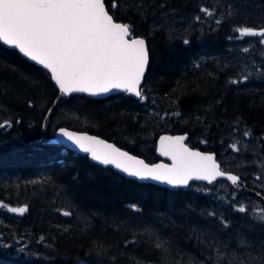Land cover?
<instances>
[{"label":"trees","instance_id":"1","mask_svg":"<svg viewBox=\"0 0 264 264\" xmlns=\"http://www.w3.org/2000/svg\"><path fill=\"white\" fill-rule=\"evenodd\" d=\"M105 4L150 49L143 100L61 95L46 70L0 42V123L10 122L0 127V264H264V221L254 211L259 202L264 212V201L253 180L264 177V44L235 31L264 27V0ZM246 74L245 82H230ZM60 127L97 135L147 163L159 160L160 135L186 134L187 145L214 153L221 170L246 163L248 174H237L238 187L139 182L48 144ZM233 144L244 152H232ZM22 206L23 214L10 211ZM217 241L227 245L219 261L220 245L209 247Z\"/></svg>","mask_w":264,"mask_h":264},{"label":"snow or ice","instance_id":"2","mask_svg":"<svg viewBox=\"0 0 264 264\" xmlns=\"http://www.w3.org/2000/svg\"><path fill=\"white\" fill-rule=\"evenodd\" d=\"M110 7L115 9L118 5L113 2ZM200 11L211 16L214 10L201 7ZM196 20L199 21L200 17L197 16ZM220 22L216 21L217 24ZM133 31L129 23L114 19L106 9L105 0H0V41L14 46L24 57L49 70L50 79L65 96L75 93L97 96L119 89L143 100L141 83L150 62V49L146 40L134 36ZM235 31L240 37H261L260 43L264 44V27L241 24ZM254 71L260 72L261 69ZM248 78L246 74L230 82L243 83ZM29 106H32L31 101ZM52 111L48 109V112ZM6 126H10L9 121L0 123V127ZM59 132L79 150L90 153L94 161L114 165L141 180L151 179L172 186H187L194 179L211 183L225 176L232 185H237L240 180L238 175L222 171L213 155L190 149L183 135L162 136L159 151L171 159V164L150 165L95 136L64 128ZM230 147L237 149L236 144ZM131 207L139 211L136 205ZM27 210L26 206L10 208L11 212L20 214ZM237 210L245 212L243 206ZM63 215L69 216L71 212L63 211ZM260 219L264 221V215ZM222 223L227 227L226 221ZM145 231L151 233L152 229L145 228ZM217 245L222 249L216 254L219 261L227 245L217 241L209 247ZM156 247L163 248V242L158 241Z\"/></svg>","mask_w":264,"mask_h":264},{"label":"water","instance_id":"3","mask_svg":"<svg viewBox=\"0 0 264 264\" xmlns=\"http://www.w3.org/2000/svg\"><path fill=\"white\" fill-rule=\"evenodd\" d=\"M0 42L3 44L2 41H0ZM3 45H4V44H3ZM4 46H6V47H8V48H11V49H14V50H16V51L18 52V49H15L14 46H7V45H4ZM18 53H19V52H18ZM19 54H20V53H19ZM20 55L23 56L22 54H20ZM23 57H24V56H23ZM24 58H26V57H24ZM26 59L29 60L30 62H32V63H34V64L37 65V63L31 61L30 58H26ZM37 66H39V65H37ZM39 67H41V68L43 69V66H39ZM146 69H147V68H146ZM44 70H45V69H44ZM46 71H47V72L49 73V75H50L49 70H46ZM52 82L55 84L54 81H52ZM142 83H143V80H142ZM142 83H141V86H142ZM56 88H57V90H58V86H57V85H56ZM59 93H60V92H59ZM119 93H124V91H123V90H119V89H114V90H112V91L109 92V93L99 94V95H97V96H92V95L87 94V93H75V94H68V95H76V94H77V95L90 96V97H92V98H104V97H107V96H110V95H116V94H119ZM125 93H126V92H125ZM60 94H61V95H64V94H62V93H60ZM127 94H129L130 96L134 97L135 99H139V98L136 97L134 94H131V93H127ZM68 95H67V96H68ZM60 128H64V129H66V130H68V131H73V132H76V133H78V134H87V135H90V136H95V137H97V138H99V139L104 140V141L107 142V143H112V142L107 141V140H105V139H103V138H101V137H99V136H97V135H94V134H90V133L83 132V131H76V130L68 129V128H65V127H60ZM60 128H57V129L54 131V133L52 134V136L47 140V143H48V144H50V145H54V146H60V147H62V148L68 149V150H70V151H72L73 153H76V154L86 155V156L88 157V159H89L91 162H93L94 164H97V165H99V166H101V167H107V168H110V169H112L113 171L117 172L118 174H120L121 176H123V177H125V178H129V179L131 178V179H134V180L139 181V182L152 183V184H155V185H158V186H161V187H165V188H169V189H171V188H177V187H179V188H182V187H188V186H189L190 184H192V183H210V182H208V181H204V180H196V179H194V180L190 181L189 185H187V186H172V185H168L167 183L159 182V181H154V180H151V179H148V180H141V179L136 178V177H131V176H129L127 173L122 172V170L116 169L114 165H102L100 162H98V161H94V160L91 158L90 153H84V152H82V151L79 150L78 147L75 146L71 141H68L67 138L63 137V136L60 134V132H59ZM162 136H172V137H175V136H181V135H178V134H162V135H160V136L157 138V140H156V147H155V154L157 155V157L159 158V160H158L157 162H154V163H148V164H150V165L159 164V163L171 164V159H170L169 157L163 156V155L160 153V151H159V141H160V138H161ZM183 136H185V143H186L187 135H186V134H183ZM112 144H114V143H112ZM187 146H188V145H187ZM117 147H118V146H117ZM188 147H189V146H188ZM119 148H120V147H119ZM189 148L192 149V150H194V151H199V152H201L202 154H211V155H213L214 158H215V154L212 153V152H205V151H201V150H198V149H195V148H191V147H189ZM121 150H123V149H121ZM123 151H126V150H123ZM129 154H131V153H129ZM131 155H133V154H131ZM136 157L139 158V159H143V158H141V157H139V156H136ZM143 160H144V159H143ZM215 160H216V158H215ZM144 161H145V160H144ZM145 162H146V161H145ZM216 162H217V164H219V162H218L217 160H216ZM146 163H147V162H146ZM219 165H220V164H219ZM222 171H223V170H222ZM227 173H228V174H232V175H236V174L231 173V172H227ZM219 180H225V181H227L228 183L231 184V182L227 180L226 176H225V177L217 178L216 181H219ZM213 182H215V181H213ZM213 182H211V183H213ZM238 182H239V181H238ZM231 185H232V184H231ZM258 197L264 201V197H263V196L259 195Z\"/></svg>","mask_w":264,"mask_h":264},{"label":"rangeland","instance_id":"4","mask_svg":"<svg viewBox=\"0 0 264 264\" xmlns=\"http://www.w3.org/2000/svg\"><path fill=\"white\" fill-rule=\"evenodd\" d=\"M169 115V114H168ZM170 116V115H169ZM243 145H244V143L243 144H241V146L243 147ZM230 149H231V151L233 152L234 150L229 146V145H227ZM238 148V147H237ZM237 151V150H236ZM244 151L241 149L240 151L238 150L237 151V153L239 154H241V153H243ZM242 158V157H241ZM257 159V158H256ZM244 160V159H243ZM241 165H242V169H243V171H242V169H239V170H237V171H235V169L237 168V167H239V164H236L235 165V167H234V171H231V170H225L226 172H235L236 173V175L238 174H240L241 172H244V174L245 175H247L248 173H247V170H246V168H247V164L246 163H241ZM224 171V170H223ZM257 177H254V180H255V185H254V187H255V189H256V193H254L255 194V196H259V195H262V191H264V177L263 176H260V179H256ZM252 179L250 178V181H251ZM239 183V182H238ZM237 183V187H238V184ZM262 188V189H261ZM261 191V192H260ZM258 193V194H257ZM259 198V197H258ZM254 211H256L258 214H259V216L261 217V215H264V212H263V206L259 203V202H257L256 204H255V206H254ZM259 216H257V218L258 219H260V217Z\"/></svg>","mask_w":264,"mask_h":264},{"label":"bare ground","instance_id":"5","mask_svg":"<svg viewBox=\"0 0 264 264\" xmlns=\"http://www.w3.org/2000/svg\"><path fill=\"white\" fill-rule=\"evenodd\" d=\"M139 37V36H138ZM132 97V96H131ZM165 133V132H164ZM49 138V137H48ZM44 142V141H43ZM191 147V146H190ZM99 166V165H98ZM225 170V169H224ZM235 173V172H234ZM236 174V173H235ZM257 179V178H256ZM254 180V179H253ZM251 187V186H250ZM249 188V187H248ZM262 189V188H261ZM261 192V191H260ZM258 194V193H257ZM263 194V193H262Z\"/></svg>","mask_w":264,"mask_h":264}]
</instances>
